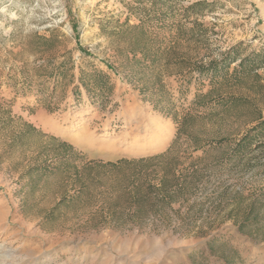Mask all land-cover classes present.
<instances>
[{
  "label": "rangeland",
  "instance_id": "rangeland-1",
  "mask_svg": "<svg viewBox=\"0 0 264 264\" xmlns=\"http://www.w3.org/2000/svg\"><path fill=\"white\" fill-rule=\"evenodd\" d=\"M133 1L0 0V114L19 117L67 141L87 159L115 161L167 149L176 135V124L169 114L154 110L143 99L136 82L128 81L129 75L136 77L134 71L121 70L125 59L116 54L117 45L108 34L126 20L127 4ZM196 1L201 0H182L179 9ZM205 1L211 6H205L196 18L203 25L200 39H193L189 30L195 17L184 25L188 57L207 61L239 44L243 53L264 50V0ZM129 23L137 21L129 15ZM51 32L58 37L55 48L45 53L35 50V36ZM68 51L75 65L110 74L114 90L105 102H94L81 88L75 97L73 87L77 83L70 84L69 78L67 85L51 94L52 81L44 72L34 71L46 59L60 61ZM74 74L76 77L77 70ZM259 74L264 80V66ZM193 76L165 74L162 78L179 115L195 111L191 103L195 88L192 83L185 86ZM235 92L251 96L246 89ZM259 107L264 113V100ZM131 108L156 118L166 127L167 140L153 150H141L150 130L128 122L125 114ZM248 116L243 108L223 113L204 122L203 129L210 138H236L249 126ZM7 135L0 134V255L12 253V264H225L220 255L233 251L226 244H235V230L253 235L257 242L264 240V197L249 195L258 181L235 169V160L231 164L215 162L229 145L206 154L202 150L192 152L201 169L197 196L205 212L191 232H182L178 221L157 230H84L71 222L43 219L57 199L56 180L37 182L40 188L36 186V190L29 188L22 173L33 149H9L4 145ZM246 220L250 222L243 224Z\"/></svg>",
  "mask_w": 264,
  "mask_h": 264
},
{
  "label": "trees",
  "instance_id": "trees-1",
  "mask_svg": "<svg viewBox=\"0 0 264 264\" xmlns=\"http://www.w3.org/2000/svg\"><path fill=\"white\" fill-rule=\"evenodd\" d=\"M180 1H133L127 4L126 20L108 32L117 45L116 54L125 59L126 65L121 70L134 71L136 77L129 75L128 81L136 82L143 99L154 110L169 114L176 124V135L164 151L115 161L87 159L67 141L19 117L0 114V134L8 133L4 145L16 150L24 146L33 149L22 173L28 178L29 188L36 190L39 183L50 178L56 180L57 199L44 212L46 221L71 222L84 230L136 227L157 230L170 228L173 221H178L179 229L189 233L205 212L203 201L197 196L201 169L192 152L202 150L206 154L227 145L228 151L215 162L231 164L235 160V169L258 181L251 186L249 195L264 197V113L259 107L264 100V80L259 74L264 66V50L243 53L239 44L217 58L193 60L184 47L187 34L184 25L195 17L189 30L193 39H200L203 25L196 18L211 4L201 0L179 9ZM129 15L137 23L130 24ZM57 40L52 32L48 36L36 35L33 48L45 53L55 48ZM61 56L60 61L46 59L34 69L44 72L45 78L52 81L51 94L59 86L67 85V78L70 84L77 83L73 87L75 97L81 88L91 100L103 103L113 93L109 73L75 65L70 51ZM165 74H194L185 84L192 83L195 88L191 101L194 112L179 115L174 109L171 91L162 81ZM237 89H246L251 96L240 95L235 92ZM242 108L249 114V126L239 137L210 138L205 133L204 122Z\"/></svg>",
  "mask_w": 264,
  "mask_h": 264
},
{
  "label": "crops",
  "instance_id": "crops-1",
  "mask_svg": "<svg viewBox=\"0 0 264 264\" xmlns=\"http://www.w3.org/2000/svg\"><path fill=\"white\" fill-rule=\"evenodd\" d=\"M209 244L215 246L212 241H209ZM217 244L219 245L218 241H216ZM226 245L233 251L220 255V260L225 264H264V240L257 242L253 235H248L239 229L235 230V244L229 246L227 243ZM206 254L207 252L204 251V255Z\"/></svg>",
  "mask_w": 264,
  "mask_h": 264
},
{
  "label": "bare ground",
  "instance_id": "bare-ground-1",
  "mask_svg": "<svg viewBox=\"0 0 264 264\" xmlns=\"http://www.w3.org/2000/svg\"><path fill=\"white\" fill-rule=\"evenodd\" d=\"M125 115H127L126 118H127L128 122H130L131 124L138 125L139 127H141V130L142 129H144V130L147 129L148 131L150 130V134L147 136V141L145 143H142V145H141L142 147H139L141 150H145V151L150 150V149L153 150L154 148L157 147L158 144H161L162 142H164L165 138H167L166 137L167 135H166L165 130H164L166 127L163 128L156 118H153L151 116H147L146 114H143L142 112H140L134 108H131L129 110V113L127 112ZM133 146H134V144H133ZM8 251L9 250L7 249L5 252H8ZM11 256H12V253L0 255V260H1V262H3V264H5L7 261H9L12 264L13 262L10 261Z\"/></svg>",
  "mask_w": 264,
  "mask_h": 264
}]
</instances>
